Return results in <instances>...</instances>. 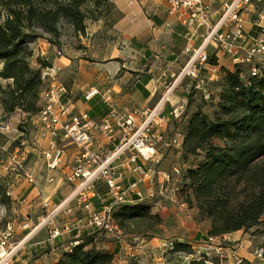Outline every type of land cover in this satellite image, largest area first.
Here are the masks:
<instances>
[{"label": "trees", "instance_id": "obj_1", "mask_svg": "<svg viewBox=\"0 0 264 264\" xmlns=\"http://www.w3.org/2000/svg\"><path fill=\"white\" fill-rule=\"evenodd\" d=\"M119 17L110 0H0L3 114L10 116L19 111L29 118L40 110V73L51 64L35 56L31 46L34 42L43 40L61 49L62 29L66 26L76 37L75 48L84 49L79 37L86 36L88 21H102L111 28ZM207 63L215 66L221 77L217 111L210 118L199 108L189 112L185 107L179 121L180 158L184 164L190 163L181 172L178 195L187 209L195 211L197 221L208 223L207 238L252 230L264 234V73L252 77L240 63L228 70L217 63L214 55ZM95 193L104 201L95 195L91 199L93 207L99 210L111 205L113 222L125 234L147 237L163 223L151 212L148 202L134 197V202L131 199L112 205L102 184L95 186ZM8 201L5 192H0L1 205L6 206ZM99 232L91 227L71 232L55 264H113L118 249H104ZM175 254L189 256L185 264H217L206 254L194 258L186 242L170 244L165 256ZM127 264L139 262L132 258ZM237 264L259 263L242 259Z\"/></svg>", "mask_w": 264, "mask_h": 264}, {"label": "built area", "instance_id": "obj_2", "mask_svg": "<svg viewBox=\"0 0 264 264\" xmlns=\"http://www.w3.org/2000/svg\"><path fill=\"white\" fill-rule=\"evenodd\" d=\"M149 0H130L129 5L145 3ZM212 0H167L165 13L168 16H178V23L184 28L183 38L186 41L183 53L188 57L172 81L165 85L159 100L150 108L144 110L119 111L113 100L110 89L102 91L95 87L89 88L83 95L85 102L99 96L108 107L109 112L100 123H94L86 113L72 114L68 92L61 83L59 76L61 68L52 65L41 69L40 79L43 84L41 92L40 110L36 115L39 124V137L50 136L61 142L73 145L78 153L71 166L63 174V181L68 184L77 183L73 202L76 208L87 212V222L82 225L84 229L95 228L104 233H117L119 230L112 219V206L105 205L96 210L92 204V194L97 184H102L107 191V196L113 201L112 205L128 203L131 198L141 199L139 187L159 175L166 183L168 175L153 171L147 163L158 165L162 156L156 152L159 144L167 142V129L171 122L181 120L185 112L186 100L174 101L172 95L177 88L185 94L191 90L202 89L205 80L203 72L217 79L215 66L208 65L206 48L214 44L215 52L223 57L231 58L233 63L250 62L264 56V10L255 18L253 24L260 31L248 40V45L242 51V42L246 36L243 28L242 14L252 0H230L223 4L221 15L214 24L211 21ZM165 28H172L173 23L166 21ZM199 40L198 46L195 41ZM247 42V41H246ZM242 48V49H241ZM245 58L242 59L241 54ZM59 56L60 53L58 52ZM257 67L250 69V76L259 75ZM211 76L208 78L210 79ZM184 85H181L182 82ZM204 92V91H203ZM205 99L210 95L204 93ZM168 110V113L165 112ZM116 127L123 132V136L110 152L93 151V131L97 130L110 136ZM45 165L50 170H55L61 165L63 151L58 148L42 152ZM124 158L119 163V168L133 176V181L123 184L122 173L117 171L115 162ZM8 171L14 176H21L27 183L34 184V176L24 168L22 160L15 159L9 165ZM46 204L44 207H47ZM67 210V213H70ZM59 208L49 211V217L57 215ZM21 229L28 228L21 224ZM11 226L3 231L0 237V264H12L17 251L23 241L13 244L14 235ZM57 227L49 229V241L60 236Z\"/></svg>", "mask_w": 264, "mask_h": 264}, {"label": "crops", "instance_id": "obj_3", "mask_svg": "<svg viewBox=\"0 0 264 264\" xmlns=\"http://www.w3.org/2000/svg\"><path fill=\"white\" fill-rule=\"evenodd\" d=\"M129 1L110 0L114 6V10L120 14V17L115 20L110 28L112 33H115L116 39L110 43L103 42L99 38L100 41L98 42H101L102 48L97 60L86 56V48L88 49L90 40L92 36L94 37L95 33H104L106 31L103 28V22L98 20L93 23L87 22L86 36L84 39L88 43L84 46V49H77L75 48L76 46L66 47L63 45L61 49H57L50 44H46L44 41H36L32 44L33 47L36 46L39 48L37 51V49H34L36 47H32L35 56H39L41 59L49 62V64L57 65L61 68L59 79L68 92L67 97L72 114L86 113L90 120L97 124L107 116L109 109L99 96L93 97L88 102L83 100L82 97L85 92H88L87 90L89 88L95 87V89L97 88L100 91L106 88L110 89V93H112L113 100L119 111L148 109L159 100L164 92L165 85L172 81V76L178 73L188 59L186 54L183 53L186 44L183 38L184 28L178 23V16H168L165 13L167 0H149L145 3L133 5H129ZM228 1L230 0L211 1V21H213V24L220 17L223 4ZM262 10H264V0H252L250 5L244 10L242 19L246 40L242 42L243 49L241 48V52L247 47L248 40L255 37L260 31L254 26L253 22ZM166 21L172 22L173 27L170 29L165 28L164 23ZM91 24H96V29L92 33H88V28ZM82 38L79 37L80 40ZM199 43L200 41L196 40L195 46H198ZM47 46L49 47V58L45 56L44 52ZM215 51L214 44L206 48L207 55H214L217 58V63L221 65L222 58L227 57H223ZM58 52L60 53L59 56L57 55ZM88 52L90 51L88 50ZM84 58H89L88 60L90 61ZM215 69L218 77V69L216 67ZM177 89L181 90L180 87ZM177 89L174 91L172 99L174 101L186 100L184 94H177V91H179ZM167 113L168 110L165 114ZM21 115L24 114L21 113ZM33 117L36 119V116ZM179 128H181L179 123L171 122L168 128L167 138L169 134L171 136L173 134L176 135ZM177 135L179 141L180 139L182 140L180 132ZM122 136L123 132L116 127L113 128L110 136L94 130V146L92 149L93 151H101L103 153L110 152ZM38 143L43 151L54 148L61 149L63 151L61 165L55 170H50L43 162L42 165L35 163L32 165L30 162L27 169L34 176V186L29 188L31 185H28L24 179H20L17 181V186L13 193L21 196L24 192L28 191L26 201L30 203L27 207L29 211L36 207L35 204L37 201L41 200L40 205L45 206L47 204L49 211L58 207L59 212L63 210V214L68 215L67 210L71 209L70 212L73 209L77 210L73 202L77 183H65L62 177L68 167L72 165L78 150L73 145L53 139L50 136L38 137ZM168 144L169 142L167 140L166 143L157 145L156 152L161 156L163 154L167 156L168 152H166V147H168ZM163 148L165 152L161 151ZM178 154H180L179 151ZM123 160L124 158L117 160L115 166H117V171L122 173L123 184L126 185L133 181V176L127 172H123L119 168L118 165ZM146 165L152 168L150 163ZM160 167L167 169L163 162ZM162 173L164 172L162 171ZM162 182V178L154 174L150 180L142 184L139 190L146 197H142L140 201L150 203L151 212L161 218H164L162 213H166L167 211L174 212L181 210V208L187 210V207L181 203L178 195L179 184L173 187L167 196L166 194L162 195L163 199H159L156 203L151 202L153 201L151 199L153 185L162 184ZM165 187H168V183L165 184ZM161 188L159 185L158 189L160 194ZM95 195L94 190L92 197ZM96 197L101 202L104 201V199L99 198L97 195ZM133 198H131L133 201L130 199L131 202H134ZM193 212L195 213V211ZM175 241H179V239ZM180 241L186 242L183 240ZM66 243L59 248L62 250L66 249ZM109 245L108 243H101V246L109 251L118 249L117 246L113 247V245L112 248H109ZM117 254L114 261L117 259ZM53 263L55 264L56 260Z\"/></svg>", "mask_w": 264, "mask_h": 264}, {"label": "rangeland", "instance_id": "obj_4", "mask_svg": "<svg viewBox=\"0 0 264 264\" xmlns=\"http://www.w3.org/2000/svg\"><path fill=\"white\" fill-rule=\"evenodd\" d=\"M106 26L103 27L106 30L104 33H95L94 37L92 36L89 47L86 48V56L91 59L97 60L101 53L102 44L98 42L100 41L99 38L103 42L110 43L116 39L115 33H112L110 28ZM95 29L96 24H91L88 33H92ZM62 30V45L75 47L77 40L70 28L64 26ZM79 41L82 46H86L88 43L84 38ZM39 42H43V40H39ZM46 44L49 43L46 42ZM34 49L39 50L38 47ZM44 52L45 56L49 58L48 46ZM241 56L242 59L245 58L244 53ZM220 64L228 70H233L235 63H232L231 58H222ZM240 64L247 72L251 68L257 67L258 71L264 73V56L260 59H252L250 62L243 61ZM202 74L207 79L202 89L194 90L190 94H184L180 89H177L179 90L177 94H184L186 97L189 95V98L186 99V107L188 106L189 112L199 108L211 118L217 111L216 104L221 88V77L218 75L217 79L213 77L208 79L210 74L206 75V72ZM183 83L186 82H182L181 85H184ZM204 93L210 95L208 99L204 98ZM36 120L35 117L28 118L25 114L21 115L19 111H15L10 116H5L0 108V192H5L9 198L6 206H2L0 203V237L7 226H11L15 230L11 242L17 244L23 241L20 250L16 252L12 260V264H54L57 255L59 256L62 250L59 247L65 245L72 237L71 232H81L84 229L82 225L87 222V212L78 208H76L77 210L73 209L68 215L63 214V210H61L57 215L49 217V206L40 205L41 200L37 201L36 207L29 211L27 207L30 203L26 201L28 191L21 196L13 193L17 181L23 179L21 176L16 177L9 173L8 168L13 159L15 161L17 159L22 160L25 169L30 162L32 165L34 163L42 165V162L45 164L42 155L43 150L38 143V137L41 134ZM179 124L182 125L181 122ZM179 132H181V128L176 132V135ZM176 135H168L167 156L163 154L158 165H151L153 171H163L169 177L168 187H165L166 182L163 180L162 184L153 185L152 203L163 199L162 195L166 194L167 196L173 187L180 184L181 172L190 163L188 161L184 164L181 160L180 154H178L181 139L179 141L180 137L177 135L179 137L177 138ZM164 148L161 151H164ZM162 162L167 169L160 167ZM27 184L31 185L29 188L34 186V184ZM159 185L162 187L161 194L158 189ZM140 194L142 197H146L141 191ZM157 209L160 210L159 207ZM162 216L164 217L161 218L163 223L150 233L152 237H149L150 234L147 237H135L121 231L119 234L99 232L103 242L110 244L109 248H112V245L118 248V256L113 264H127L132 258L137 259L139 264H185L190 259L189 256L183 254L165 256L166 249L177 239L190 243L194 251V258L200 254H206L208 258H214L217 264H237L242 259L264 264V256L261 255L264 251V234H255L252 230L247 233L235 232L219 238H207L208 223L197 221L193 211L181 208V210L174 212L162 213ZM21 224H27L28 228L21 229L19 227ZM51 226L59 229L61 234L58 240L49 241Z\"/></svg>", "mask_w": 264, "mask_h": 264}]
</instances>
